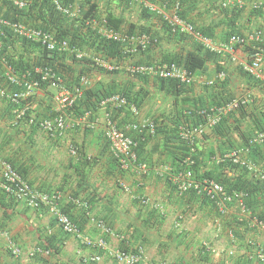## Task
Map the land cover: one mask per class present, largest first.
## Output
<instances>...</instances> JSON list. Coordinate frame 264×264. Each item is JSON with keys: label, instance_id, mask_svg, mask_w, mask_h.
<instances>
[{"label": "crops", "instance_id": "1", "mask_svg": "<svg viewBox=\"0 0 264 264\" xmlns=\"http://www.w3.org/2000/svg\"><path fill=\"white\" fill-rule=\"evenodd\" d=\"M80 1L84 0L76 3ZM174 1L170 7L159 6L165 10L157 13L150 8L155 4L146 0H94L102 19L112 14L121 20V32H128L133 25L136 27L133 35L143 33L160 38L152 51L139 55V60L145 63L160 64L167 55L185 60L191 53H205L209 49L202 39L221 46L212 52L225 61L224 69L228 71H219L213 62L206 63L194 74L196 82L189 95L198 101L197 109L207 111L200 124H205L207 114L217 108L215 101L227 103L239 99L241 109L227 113L220 126L198 137L194 148L200 173L212 175L224 186L238 181L244 172H248L250 182L257 184L256 180H261L255 192L251 195L246 192L244 208L237 203L222 208L193 192L177 193L171 172L176 169L174 160L180 152L173 145H165L163 134L145 144L139 163L147 167L146 172L139 167L123 172L118 168L104 133L106 112H111L118 126L131 137L138 132L127 127L140 120L153 122L157 118L165 120L164 129L173 128L175 97L159 91L154 77H149L151 83L143 87L124 71H119L125 75L114 81L103 72L87 74L91 88L129 89L136 94L145 89L149 95L142 94L138 116L129 108L117 114L118 111L100 106L91 117L96 121L93 129L71 128L60 137L51 136L40 127L35 132L20 130L14 108L0 97V156L15 166L35 190L57 196L61 211L73 220L84 237L103 239L110 249L136 252L143 248L155 264H264V157L246 154L244 158L252 168L238 165L246 171L219 162L222 154L224 158L250 148L249 143L245 145L247 140L264 132V60L261 83L249 82L239 72L248 59L244 47H235L233 52L225 47L232 24L235 35L250 37L261 30L260 46L264 51V11L259 15L251 12L257 5L262 6L264 0H231L227 6L228 0L188 2L182 13L194 33L174 32L169 37L168 18L178 12L179 0ZM236 7L243 10L239 15ZM147 11L150 16H145ZM7 49L13 57L22 51L18 48L14 52L12 44ZM2 59L8 62L6 54H0L3 72L6 69ZM221 73L226 77H220ZM131 83H135L133 88ZM5 84L8 83L1 79L0 85ZM24 101L32 118L45 117L53 106L52 90L37 91ZM84 114L85 111L81 115ZM73 148L79 154H74ZM143 196L148 203H141ZM101 222L123 239L104 232L99 226ZM0 230L5 233L0 237V264H119L109 251L88 247L77 237L64 233L49 207L32 208L26 201L6 194L1 176ZM12 246L19 248L20 253L13 254ZM35 250L42 252L32 255ZM96 257L100 260L95 261Z\"/></svg>", "mask_w": 264, "mask_h": 264}, {"label": "built area", "instance_id": "2", "mask_svg": "<svg viewBox=\"0 0 264 264\" xmlns=\"http://www.w3.org/2000/svg\"><path fill=\"white\" fill-rule=\"evenodd\" d=\"M13 7L18 10H25L30 7L32 0H10ZM56 10L62 12L68 18H77L82 13V8L78 3L63 4L62 0H53ZM232 3L231 0L227 1V4ZM225 6V7H226ZM165 7V6H164ZM257 7V6H256ZM152 12H163V7L158 5H150ZM178 8L176 7V11ZM168 23L172 26L173 32H191L194 33V29L191 25L182 21L178 13L172 14L168 18ZM94 28H97V33L103 38L113 40L115 42L126 45L129 53L136 55L139 51L146 49L152 44V38L149 35H130L129 33L121 32L110 26L106 19H101L99 22H93ZM7 31L13 35L34 44H39L43 49L48 52L67 53L74 56L77 60L88 58V55L75 47L70 46L69 42L65 39H60L55 32L44 30L39 27H35L31 24H27L21 21L7 19L0 16V54L3 50L2 39L7 37ZM198 37L199 34H197ZM260 34L255 33L248 39L237 35L231 36L228 44L225 46L230 52H233L235 47H242L249 43L251 46L250 56L247 61L243 63L244 70L260 79L261 69L264 60L263 49L260 43ZM203 45L211 51H216L221 46H215L211 41L202 39ZM223 48V46H222ZM5 65L4 76L8 84L0 85V97L6 98L8 101L19 104L22 101L31 98L35 92L44 91L48 86L52 90L53 106L49 112L50 117L45 118L39 122V127L44 132L51 136H62L65 131L71 128L93 129L96 126V121L92 120V112L85 111L84 115L74 116L72 110L77 105L78 101L84 96L85 89L91 86V81L88 77L83 76L78 85L69 87L63 81V78L55 71L51 66H37L33 69L34 76L37 75L40 78L35 79L32 77V73L26 71L23 75L19 76L15 67L2 59ZM96 67L102 68L106 71H124L128 74L154 77L159 79L176 80L188 86L194 85L196 78L194 74H191L186 68L177 64H136L134 62H127L124 64L111 63L101 57L91 58ZM220 77H226V74L221 73ZM13 86L18 87V90L12 89ZM10 87V88H8ZM101 106L111 108L113 111H120L125 108H129L134 116L139 115L138 107L131 103L124 95L119 93L110 95L103 99ZM241 101L238 99L232 100L227 104H224L218 108L212 110L207 114L206 123L198 124L194 127H190L182 131V138L189 142L192 152L195 151L194 144L196 139L206 133L207 130L216 127L223 119V117L234 110L239 109ZM27 110V105L22 110H16L15 114L20 119L24 116ZM105 137L111 147L112 154L118 163L119 168L122 171L134 170L139 167L140 170L146 172L147 167L139 163L136 147L137 142L124 131L125 129L118 126L112 117L111 112L105 113ZM34 118L31 119V123H34ZM155 124L149 120H140V122H133L127 128L142 133L144 130H148L152 134L155 131ZM264 143V133H260L254 139L250 141V146L254 144ZM74 154H77L75 148L72 149ZM249 148H242L240 151L232 152L226 155L224 158H219V162H229L237 165L246 166L251 169V165L245 160L244 156L248 154ZM186 168L179 172L171 173L172 182L176 188L177 193L184 195L190 192H194L196 195L205 197L212 203L220 206L237 203L240 207L244 208L245 198L248 194L239 191H228L225 186L214 179L204 178L198 179L195 177L192 166L194 160L188 157L185 160ZM0 176L2 178V189L6 194L13 198L22 199L32 208L49 207L50 211L57 218V223L60 228L67 234L77 236L82 243L88 247H98L101 250L109 251L111 256L119 264H155L149 260L145 255L143 248H139L136 252H127L119 248L110 249V245L103 239H90L84 237L78 226L65 215L60 208L58 197L47 193L39 192L35 190L30 183L20 174L7 160L0 156ZM144 199V198H141ZM143 204L148 203V200H142ZM262 225V222H258ZM100 228L115 236L118 240H122L121 235L113 234L110 228L101 222ZM4 234L0 231V237ZM13 254H19L20 249L12 246ZM42 252L41 250H35L32 255ZM264 258V255H262ZM95 261L100 260V257H96Z\"/></svg>", "mask_w": 264, "mask_h": 264}, {"label": "trees", "instance_id": "3", "mask_svg": "<svg viewBox=\"0 0 264 264\" xmlns=\"http://www.w3.org/2000/svg\"><path fill=\"white\" fill-rule=\"evenodd\" d=\"M146 1L158 6L168 5V7H170V4L171 5L175 4L174 0H146ZM191 1H196V0L178 1L179 4H178L177 13L182 21L185 20L184 18L185 16L182 13L183 6L187 5V3ZM75 2L76 0H62L63 4H70ZM80 3L79 4L82 8V13L77 18L71 19L65 16L62 12L56 10L53 0H32L30 7L25 10H18L14 8L10 0H0V16H3L7 19H12L27 24H31L35 27H39L44 30L55 32L58 38L67 40L70 46L75 47L76 49L88 55V58L86 57L82 60H77L74 56L68 55L67 53L48 52L45 49H43L39 44L29 43L13 35L11 32L7 31L8 36L2 39V44H3L2 53L6 54L9 64L15 67V70L17 71V74L19 76L23 75L26 71H28L32 73V77H33L34 76L33 69L37 65L51 66L63 78V81L65 82L66 85H68L69 87H73L79 84L83 76H86L92 71L94 72L97 71L100 73L103 72L113 81L116 78L118 79L121 75H125L119 71H106L103 70L102 68L96 67L93 61L91 60V58L94 57H101L106 61H110L111 63L115 62L117 64L135 62L136 64L153 65L152 62L145 63L142 60H139V55H143L146 52L152 51L159 44L160 38L148 34L152 38V44L149 45L146 49L139 51L136 55L131 54L128 52L126 45L115 42L113 40H108L98 35L97 28H94L95 24L93 22L94 21L99 22L102 18L98 15L99 9L96 3L94 2V0H84L83 2L80 1ZM236 10L238 15L240 14V12L242 13L243 11L242 9L238 10L237 7ZM236 10H233L232 13H236L235 12ZM263 11H264V4H262V6L257 5V7H254V9H252L251 12L255 15H259ZM146 15L150 16L151 12L150 11H147V13L145 12V16ZM104 19L108 21L110 26L114 27L116 30H119V23H121V20L115 18L112 14H109L107 18ZM230 27L232 29L229 33V36H234L235 33L233 27L235 26H232L231 24ZM135 29L136 27L132 25L127 33L133 35ZM167 29H168L167 35L171 37L174 34L172 30V26L168 24ZM260 32L262 34L261 30H257V33L260 34ZM238 34L239 35L237 36L247 39L249 38L248 36L241 35L240 33ZM10 44H12V46L14 47V52H18L17 49L21 48L22 51L20 52V54L14 53V57H13V55L7 49L8 45ZM258 45L261 44L258 42ZM242 47H244V51L246 52L247 57H249L251 53L250 44L247 43ZM205 51H206L205 53L202 52L201 54L191 53L188 55V57L185 60L175 59L174 57L167 55L164 57V59L160 64L174 63L186 68L191 74H195L198 70H202L206 63L213 62L219 71H226V72L228 71L227 69L226 70L224 69L226 63L224 60L222 61L221 58H218L217 52H212L207 49H205ZM4 72L5 71L2 72V67L0 65V80L2 79L6 81ZM239 72H240V76L243 77L244 80L256 84L261 83L260 79L247 73L244 70V68L240 67ZM129 77L132 80L136 81L137 83H141V86L143 87L148 86L151 83L149 77L147 76H138V75L136 76L130 74ZM34 78L39 79L40 77L35 75ZM225 83L226 81L224 82V84ZM134 84L135 83H131L132 88L135 86ZM154 85L157 86L159 91H164L167 95H174L175 97L176 106L171 113L172 115L171 122L173 123V128L164 129L163 123L165 120L160 121L157 118H153V120L155 121V122L153 121V123H155L156 126L153 134L148 130H144L142 133H138V134L136 133V135H133L134 137L132 138L137 142L136 154L139 162L141 160V153L144 151L143 149L145 148V144L150 143L153 139L157 138L158 134L160 135L163 134L165 145L169 147L173 145L175 149L179 150L180 152V156L176 157L174 160L176 163V169L173 170L171 173L174 172L176 173L181 170H184L187 167L185 164L186 158L191 157V159L194 160L192 169L195 177L198 179H204V178L213 179L212 175H209L207 173H203V174L200 173V169L198 168V156L196 154V151L192 152L191 149L192 146H190L189 142H186L182 138V131L200 124L203 121V118L206 114L204 112H207L202 109H197L198 101L193 100L189 95V93L192 92L194 85L188 86L176 80H170V79L166 80L159 78L154 79ZM13 89L18 90V87L13 86ZM44 91L50 93V89L48 88V86L45 87ZM117 93L124 95L131 103H134L139 108L143 104L142 96L144 95L142 94L145 93L144 97H148L149 95L148 91H145V89L141 91L140 94L139 92L138 94H136L135 92L129 89H125V90L119 89L118 91H115L113 89L107 90L104 87L98 89L94 87L93 88L89 87L85 89L84 96L78 101L77 105L72 110V114L78 117L81 114H83L84 111H91L92 113L96 112L98 108L101 106V102L103 101V99ZM3 100L7 101L8 104H10L11 107L14 108V113L17 109L22 110L26 107L25 101L24 102L22 101L19 104H14L8 101L6 98H3ZM224 102L220 103V101H215V105H216L215 107L218 108L222 106L221 104L224 105L228 103V102L227 103ZM200 107L204 108V106L201 105ZM125 110L128 109L126 108L120 110L117 112V114ZM207 110L211 111L209 110V108ZM48 117H50V115L47 111L45 117L40 118L39 116L37 118H34L33 119L34 123H31L32 116L29 108H27V110L24 113V116H22L20 119L16 118L17 126L19 127L20 130L24 128V129L33 130L35 132V130L39 128V122ZM193 120H196L195 124L189 126L190 122H192ZM222 122L223 119L218 124V126H220ZM166 133H170V134H166ZM252 139L253 137H250L245 145L247 146L248 143L250 144V141ZM249 147L250 148L248 154L252 153V156L256 154L261 157H264L262 150V148H264V143L257 145L254 144ZM77 154H79V152H77ZM221 156L223 157L224 155L222 154ZM114 160L116 162L115 158ZM226 164L232 167L234 166V168L236 169L241 168L240 166L229 162H226ZM14 168L19 172V170L15 166ZM241 169L245 170L246 168L242 167ZM262 169L264 170V166ZM247 173L244 172L243 174H241L238 178V181L236 182L232 181L229 185H225V188L228 191H239V192L242 191V192H247L249 195H251L257 189L256 185L258 186L260 185L261 180L257 179L256 180L257 184L254 182H250L246 177ZM141 198L146 199L144 196ZM144 199H141V203L142 200Z\"/></svg>", "mask_w": 264, "mask_h": 264}, {"label": "clouds", "instance_id": "4", "mask_svg": "<svg viewBox=\"0 0 264 264\" xmlns=\"http://www.w3.org/2000/svg\"><path fill=\"white\" fill-rule=\"evenodd\" d=\"M127 33V32H126ZM140 35H142V34H140ZM117 163V162H116ZM117 166H118V163H117ZM118 168H119V166H118ZM120 169V168H119ZM121 170V169H120ZM122 171V170H121ZM129 171H131V170H129ZM123 172V171H122ZM194 193V192H193ZM246 193V192H245ZM145 197V196H144ZM201 197V196H200ZM205 198V197H204ZM146 200H148V199H146ZM70 218V217H69ZM71 219V218H70ZM72 220V219H71ZM73 221V220H72ZM103 223V222H102ZM79 228V227H78ZM80 230V229H79ZM1 231V230H0ZM63 231V230H62ZM2 232V231H1ZM64 232V231H63ZM81 232V231H80ZM65 233V232H64ZM3 234H5L4 232H3ZM67 234V233H66ZM68 235H70V234H68ZM71 236H74V235H71ZM75 237H77V236H75ZM79 239V238H78ZM80 240V239H79ZM95 240V239H94ZM81 241V240H80ZM120 249V248H119ZM122 250V249H121ZM125 251V250H124Z\"/></svg>", "mask_w": 264, "mask_h": 264}]
</instances>
